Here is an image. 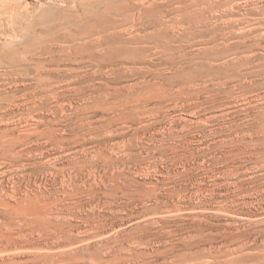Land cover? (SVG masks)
<instances>
[{
    "label": "rangeland",
    "instance_id": "obj_1",
    "mask_svg": "<svg viewBox=\"0 0 264 264\" xmlns=\"http://www.w3.org/2000/svg\"><path fill=\"white\" fill-rule=\"evenodd\" d=\"M0 264H264V0H0Z\"/></svg>",
    "mask_w": 264,
    "mask_h": 264
},
{
    "label": "bare ground",
    "instance_id": "obj_2",
    "mask_svg": "<svg viewBox=\"0 0 264 264\" xmlns=\"http://www.w3.org/2000/svg\"><path fill=\"white\" fill-rule=\"evenodd\" d=\"M116 3V2H115ZM124 3V2H123ZM126 6V5H125ZM111 10V9H110ZM122 10V9H121ZM110 12V11H109ZM90 16V15H89ZM127 16V15H126ZM124 17V16H123ZM118 21V20H117ZM129 21V20H128ZM119 22V21H118ZM116 23V22H115ZM138 23V22H137ZM119 25V24H118ZM249 68V67H248Z\"/></svg>",
    "mask_w": 264,
    "mask_h": 264
}]
</instances>
